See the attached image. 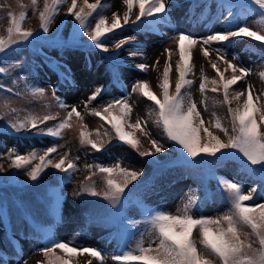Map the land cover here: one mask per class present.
Masks as SVG:
<instances>
[{"label": "rangeland", "instance_id": "obj_1", "mask_svg": "<svg viewBox=\"0 0 264 264\" xmlns=\"http://www.w3.org/2000/svg\"><path fill=\"white\" fill-rule=\"evenodd\" d=\"M95 2L89 0V3ZM77 3L79 10L83 0H77ZM44 4L45 0H37L35 6L32 0H0V36H8L9 13L19 17L22 11L27 13L23 29L33 32L32 37L0 52V67L8 69L6 73H0V84L5 85L0 89V116L4 117L0 120V166L3 167V171H0V264H25V261L26 264H48L49 257L43 254L42 249L51 240L67 243L70 247L95 248L101 252L102 259L87 253L65 254L63 250L56 249V254L69 259L70 264H89V261L91 264H121L115 259L116 256L135 250L141 239L145 247L155 239L148 223L147 213L150 210L182 215L181 210L189 197L195 196L196 203L190 210L193 217L217 218L229 213L231 201L219 184L221 178L239 183L245 194L255 188L253 199L246 203L264 204V180L259 171H254L259 169V165H250L246 158L235 154L232 149L222 150L223 154L217 153L216 156L201 154L195 158L189 157L167 137L162 125L157 124V106L139 91H132L138 82L146 81L149 84L147 79L159 78L160 75L163 79L165 66L169 63L166 50L170 49V74L175 80L170 83L169 92L175 94L180 55L177 39L174 38H178L180 33L191 35L198 40L191 47L193 71L187 77L193 83L183 88L181 95L185 103L195 95L197 99L194 102L203 120H220L215 115L222 113L223 121H220L227 129V134L223 133L227 140L235 134L232 117L229 105L224 102L222 84L211 83L219 80L211 64L217 63L226 79H230L233 73L224 61L219 60L215 49L222 48L227 61L249 70L235 89L231 90L234 85L229 89L230 106L236 109L243 105L245 96H241L240 101L233 97L236 93H246L249 85L254 103L259 88L260 95H264V77L261 76L264 72V41L239 36L230 38V42L224 44L203 45L202 38L235 31L242 26H248L252 31L259 27L264 34V15L261 14L264 9L250 0H165V13L143 17L136 23L130 22L104 37L103 43L108 47L105 52L93 46L90 37L68 14L71 0H66L59 7L49 31L44 33L39 19ZM101 5L103 7L98 8L97 13L107 17L109 24L114 13L123 18L128 11L124 0H101ZM97 13L89 18L90 28L95 27L99 18ZM138 13L137 4L130 20L135 21ZM126 38L131 39L117 49L115 43ZM185 47H189L187 41ZM205 47L210 52L209 57L203 55ZM132 52L139 54L132 57L129 55ZM138 64L148 65L147 71L136 68ZM65 76L69 79L66 80ZM203 76L208 78V83L206 90L201 92ZM161 82L153 87V93L160 99L163 98ZM9 87L12 88L11 92L8 91ZM34 87L43 88L44 94L34 92ZM214 87H218L219 91L213 92ZM97 88L103 89L100 95L85 106L88 97ZM117 100H127L131 105L129 124L139 120L147 132L145 135L143 131L126 127V131L133 132L139 139L138 150L119 141L111 124L93 114L99 111L103 115H120L119 105L110 113L104 112L108 104ZM61 102L68 107H61ZM72 107L80 112L83 119L74 114L71 127L63 129L59 137L39 134L37 129L32 128L17 132L5 127L9 118L16 120L29 115L40 118L50 115L55 119L45 121L39 128H55L67 117ZM257 122L262 123L260 113ZM82 130L90 132V139L102 144V150L96 151L90 145L82 144ZM261 131H264V126ZM155 132L161 138L159 144L162 147L164 140L168 143L169 152L162 156H141V152H154L145 146L147 139H151ZM158 138L155 136L152 140ZM49 147L57 148L48 157L53 163L67 157L65 167L69 161L76 167L63 172L48 166L33 181L27 173L40 163L38 159L21 169L14 168L9 159L10 152L44 155ZM182 159L184 164L174 162ZM116 165L141 175L129 183L124 194L113 202L104 196L108 176L100 172L99 166ZM112 178L118 183L126 179L116 174ZM85 188H94L99 195H91L90 191H84ZM222 226L226 227V222ZM45 229L47 232L44 234ZM240 231L241 238L250 241L254 249L260 247L258 239L251 234V228L242 226ZM118 232L124 234L122 240ZM193 238L200 253L214 264H222L199 242L198 228L194 229ZM152 247H156V244L152 243Z\"/></svg>", "mask_w": 264, "mask_h": 264}, {"label": "snow or ice", "instance_id": "obj_2", "mask_svg": "<svg viewBox=\"0 0 264 264\" xmlns=\"http://www.w3.org/2000/svg\"><path fill=\"white\" fill-rule=\"evenodd\" d=\"M250 2L259 5L260 9H264V0H250ZM64 3H66V0H45L44 9L39 13L41 29L44 33L49 31L53 17L57 14L59 7ZM124 3L127 5L128 11L124 14L123 18L118 13H114L111 24L107 22V17L97 13L98 8L103 7L101 0H96L95 3H89V0H83V6L79 7V10H77V0H71V4L68 7V14L75 18L79 28L83 30L85 35L90 37L94 47L107 52L108 47L103 43V38L108 34L121 29L123 25L130 22L136 23L143 17H151L166 12L165 0H124ZM32 4L35 6L37 0H32ZM137 4L139 6V13L136 16V20L131 21L132 10ZM22 7L24 6L22 5ZM94 13H97L99 18L96 19L95 27L90 28L89 18L93 17ZM261 14L264 15V12ZM26 16L27 13L25 11H22L19 17L13 13H9L10 25L7 28L8 36L7 38L0 36V52H5L13 44H17L33 36L31 30L23 29V22ZM121 19H123V24L121 23ZM239 36L252 37L257 41H264V34L252 31L248 26H242L238 27L235 31L208 35L206 38H202V43L203 45H211L213 43L224 44L225 42H230V38ZM128 39L131 38L122 39L118 43H115V47L117 49L121 48ZM174 39H177L180 55V60L177 63L179 79L175 85V94H170L169 92V74L171 72L170 49L166 50L169 54V63L165 66L163 79L160 84L163 98H158L150 90V86L146 81L138 82L132 88V91H139L143 97H146L157 106V124L162 125L167 137L171 141L176 142L189 157L195 158L201 154L216 156L217 153L223 154L222 150L232 149L235 150V154L242 155L243 158H246V161L250 165H259V169H255L254 171H259L261 179L264 180V131H261V127L264 126V105L257 107L254 103L251 85H249L247 98L243 105L238 106L236 109H232L230 106L229 89L246 77L249 74V70L246 68H237L236 65L231 64V62L225 59L222 48L215 49L219 60L224 61L233 73L230 79H226L224 73L217 67V63L211 64V67L219 76V80H213L211 83L214 85L222 84L224 102L229 105L233 131L235 133L229 136L228 142H224L204 126L205 122L201 117L196 103L190 97L187 103H185V98L181 95V90L193 83L187 77L193 71L191 47L196 45L198 40L184 33H180L178 38ZM185 41L188 42L189 47L187 49L185 47ZM202 51L205 57L210 56L207 47L203 48ZM138 54L137 52H132L129 55L135 57ZM135 67L142 71H147L148 69V65L146 64H138ZM7 71V68L0 67V73H6ZM261 76L264 77V72L261 73ZM65 79L67 80L69 78L65 76ZM12 83H15V81ZM207 83L208 78L203 76L200 83L201 92L206 90ZM4 87V84H0V89ZM102 90V88H97L88 97L85 106L91 101L96 100ZM8 91L11 92L12 88L9 87ZM33 91L43 95L45 90L34 87ZM212 91H219V88L214 87ZM53 95H55L54 89ZM244 95L245 93L242 92L236 93L233 99L239 100ZM256 99H259V97H256ZM57 100H59V97H57ZM117 105L120 106V115L118 116L103 115L99 111H94L93 114L100 116L101 119L111 124L119 141L138 150V145L140 144L139 139L135 137L133 132L126 131V127L143 131L145 135H147V132L142 128L139 120L135 124H129L132 108L127 100H117L108 104L104 112L110 113V110ZM60 106L68 107L62 102ZM13 111H16V109H13ZM257 112L260 113L261 124L257 122L255 115ZM74 114L79 119H83L80 112L75 107H72L63 121L55 128H48L46 130L40 129L39 125L50 119H55V117L45 115L40 118L35 115H29L23 119L17 118L16 120H12L9 118L5 127L17 132L22 129L32 128L37 129L39 134L59 137L62 135L63 129L71 127V118ZM2 119L4 117L0 116V120ZM83 127L86 128V126ZM215 127L227 134V129L223 128L219 120H217ZM201 131L207 134V142H202ZM97 135H99V130H97ZM90 136V132L82 130L80 132L81 143L90 145L96 151L102 150L103 145L90 139ZM152 144L155 148V153L164 151L157 140H152ZM56 151V147H49L44 155H38L36 152H32L29 155H19L10 152L9 159L12 160V166L16 169L27 168L34 160L38 159L40 163L32 167L27 173L35 181L48 166H52L63 172H69L76 167L70 161L67 162V166L65 167L67 157H63L59 162L53 163L48 157ZM155 153L145 151L139 154L141 156H151L155 155ZM99 170L108 176L106 180L107 191L104 193V196L113 202H116L124 194L129 183L137 180L141 175L139 172L129 171L128 169L121 168L119 165L115 167L99 166ZM0 171H3L2 166H0ZM113 174L122 175L126 179L123 183H118L112 178ZM219 184L223 186L231 201V211L229 213L217 218L201 217L197 219L190 214L191 207L196 203L195 196L189 197L188 202L181 210L182 215H171L163 211L150 210L147 213L148 223L153 230L155 239L152 243H155L156 247H152V243H149L145 247L144 241L141 239L137 243L135 250L125 251L121 255L116 256L115 259L120 261L121 264H132V262H139V264H214L212 260L200 253L197 249V241L193 238V231L198 228L200 236L199 242L203 244L206 250L218 257L222 264H264V204L249 205L246 203L253 199V193H255L256 189L253 188L245 194L239 183L224 178L220 179ZM84 191H90L91 195H99L94 188H85ZM225 222L227 226L223 227L222 225ZM242 226L251 228V234L258 239L260 245L258 249H254L250 241H245L241 238L240 230ZM56 249L63 250L65 254L87 253L92 257L102 259L101 252L95 248L70 247L67 243L51 240L50 244L42 249L43 254L49 257L48 264H70L69 259H65L63 256L56 254ZM89 264H91L90 261Z\"/></svg>", "mask_w": 264, "mask_h": 264}, {"label": "bare ground", "instance_id": "obj_3", "mask_svg": "<svg viewBox=\"0 0 264 264\" xmlns=\"http://www.w3.org/2000/svg\"><path fill=\"white\" fill-rule=\"evenodd\" d=\"M32 22H35V20H31ZM255 31H257V32H260L261 34H263V32H262V30H260V28L259 27H256L255 29H254ZM238 68V67H237ZM237 75H239V73H237ZM169 79H170V83L172 82H174V77L172 76V74H170L169 75ZM162 80V78H161V75L159 76V78L157 77V78H153V79H147V81L149 82V85H150V90L152 91V92H154L155 91V89H153V87L154 86H157L159 83V81H161ZM236 86H238V85H234L233 87H232V89L231 90H233V89H235V87ZM246 90V93H245V100H246V98H247V89H245ZM244 90V91H245ZM260 93H261V88H259V90H258V92H257V96L256 97H259V99H256L255 98V104L257 105V107H260L261 105H264V95L263 96H261L260 95ZM191 100L192 101H194V100H196L197 98H195V95H192L191 97ZM238 101H240V99L238 100ZM255 115H256V118H258V116H259V112H257V113H255ZM215 117L216 118H219L221 121H223V116H222V113H219V114H216L215 115ZM206 118V117H205ZM217 120L218 119H214V120H204V122H205V127H207L208 129H209V131H211L212 133H213V135H215V136H217V137H219L222 141H226L227 142V140H226V138L223 136V133H224V131H222L221 129H219V128H217V127H215V124H216V122H217ZM219 120V121H220ZM221 121H220V123H221ZM131 122H135L136 123V120H133V121H131ZM200 135H201V140L203 141V140H205V139H208V137H207V134L206 133H204L203 131H201V133H200ZM155 136H157V138H158V135H157V132H155L154 133V135L152 136V138L150 139H147V141H146V146H145V148H147V149H152V150H154V152L153 153H155V148H154V146L153 145H151V143H150V141L155 137ZM160 137V136H159ZM144 139H146V137L144 136L143 137ZM157 141H158V143H160V141H161V138H158L157 139ZM164 142H165V145L163 146V149H164V151H162V152H160V153H155L156 155H158V156H162L163 154H167V152H169V146H168V143L164 140ZM148 143V144H147ZM160 146H161V144H159Z\"/></svg>", "mask_w": 264, "mask_h": 264}, {"label": "trees", "instance_id": "obj_4", "mask_svg": "<svg viewBox=\"0 0 264 264\" xmlns=\"http://www.w3.org/2000/svg\"><path fill=\"white\" fill-rule=\"evenodd\" d=\"M148 157V156H147ZM176 164H184L185 162H184V160L182 159V160H178V161H174ZM118 220H121V219H118ZM124 222V221H123ZM123 222H121V224L123 223ZM45 232H47L46 231V229H45V231H44V234H45ZM118 233H120V239L122 240V238L124 237V234L122 233V232H118ZM47 235V234H46Z\"/></svg>", "mask_w": 264, "mask_h": 264}]
</instances>
